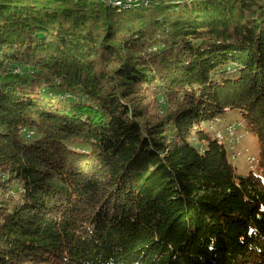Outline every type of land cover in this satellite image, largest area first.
<instances>
[{"label":"trees","instance_id":"obj_1","mask_svg":"<svg viewBox=\"0 0 264 264\" xmlns=\"http://www.w3.org/2000/svg\"><path fill=\"white\" fill-rule=\"evenodd\" d=\"M0 264H264V0H0Z\"/></svg>","mask_w":264,"mask_h":264},{"label":"rangeland","instance_id":"obj_2","mask_svg":"<svg viewBox=\"0 0 264 264\" xmlns=\"http://www.w3.org/2000/svg\"><path fill=\"white\" fill-rule=\"evenodd\" d=\"M238 75V73H227L223 77L237 78ZM203 128L213 136H217L216 138L223 142L226 147L228 159L236 167V173L239 176H247L252 172L254 168L248 162V158L253 157L259 162L260 145L258 139L247 132L240 111H229L222 119H217L210 124H204ZM256 169L254 170L255 172H257Z\"/></svg>","mask_w":264,"mask_h":264},{"label":"bare ground","instance_id":"obj_3","mask_svg":"<svg viewBox=\"0 0 264 264\" xmlns=\"http://www.w3.org/2000/svg\"><path fill=\"white\" fill-rule=\"evenodd\" d=\"M102 2L104 3H107L113 7H117V8H124V9H131V8H134L136 7L137 5H139L140 3V0H110V3L108 0H101ZM228 131V130H227ZM222 133V132H220ZM218 134V133H217ZM232 134V133H231ZM233 135V134H232ZM232 135H229V136H232ZM217 137V136H216ZM224 137V135H223ZM233 137V136H232ZM234 140V139H233ZM232 142V140H231ZM251 163L254 162V158L253 159H250Z\"/></svg>","mask_w":264,"mask_h":264},{"label":"built area","instance_id":"obj_4","mask_svg":"<svg viewBox=\"0 0 264 264\" xmlns=\"http://www.w3.org/2000/svg\"><path fill=\"white\" fill-rule=\"evenodd\" d=\"M109 1V3H110V0H108ZM251 161V160H250Z\"/></svg>","mask_w":264,"mask_h":264}]
</instances>
